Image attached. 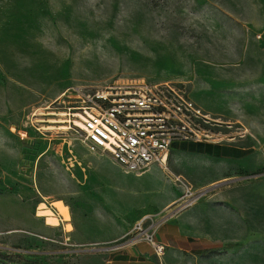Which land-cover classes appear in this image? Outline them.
Segmentation results:
<instances>
[{"label": "rangeland", "instance_id": "1", "mask_svg": "<svg viewBox=\"0 0 264 264\" xmlns=\"http://www.w3.org/2000/svg\"><path fill=\"white\" fill-rule=\"evenodd\" d=\"M263 50L264 0H0V264H71L73 222L85 235L84 225L119 218L88 191L104 183L95 158L111 155L91 150L77 128L42 127L64 117L54 113L64 110L56 102L64 90L175 82L209 116H194L206 136L175 139L174 151L239 142L250 133L239 111L260 86L250 68ZM170 157L161 168L175 182L182 175L199 189L193 180L217 178L202 197L234 190L240 217L227 226L240 238L203 240L177 261L167 259L169 244L154 254L168 264H205L216 253L264 264V165H233L221 177L218 162L199 158L202 171L192 173Z\"/></svg>", "mask_w": 264, "mask_h": 264}, {"label": "crops", "instance_id": "2", "mask_svg": "<svg viewBox=\"0 0 264 264\" xmlns=\"http://www.w3.org/2000/svg\"><path fill=\"white\" fill-rule=\"evenodd\" d=\"M259 54H255V64L250 68V73L255 78L254 83L260 86L253 89L254 93H250L249 98L243 100V110L239 111V118L250 129V133L242 141L234 143L194 141L189 148L174 151L171 147L170 158L173 162L185 159L189 162L192 173H196L202 171L197 159L207 158L208 161L218 162L223 166L220 170L221 177H224L223 171L233 165L243 170L264 165V81L261 80L264 75V50L259 51ZM258 117L260 124L256 126ZM88 156L89 160L94 159L91 153ZM95 160L97 163L95 161L94 164L100 167L99 175L104 183L99 187L90 184L88 191L92 199L100 197V208L110 210L119 218L100 221L95 226L93 223L84 225L83 228L87 231L85 235L77 232L73 222L72 236L78 247L74 249L76 254L71 264H168V260L165 263L164 260L161 261L144 242L130 243L116 250L109 247L145 215L165 217L159 235L171 247L167 259L174 261L184 251H196L203 240L240 238L227 226L228 220L240 217L234 211V207L241 204L234 190H222L201 197L189 207L171 213L170 205L178 202L183 186L167 175L159 164L151 163L142 171H127L111 158L108 160L96 157ZM216 179L212 177L200 183L193 181L202 189ZM247 207H251L250 202ZM71 222H66V226L63 224L62 228L66 232L72 229ZM66 232L64 237L69 238L65 236ZM65 242L69 243L67 240ZM226 256H234V253H227ZM232 262L226 261L224 255L218 253L203 260L205 264H234L235 260L232 259Z\"/></svg>", "mask_w": 264, "mask_h": 264}, {"label": "built area", "instance_id": "3", "mask_svg": "<svg viewBox=\"0 0 264 264\" xmlns=\"http://www.w3.org/2000/svg\"><path fill=\"white\" fill-rule=\"evenodd\" d=\"M59 102L63 103L66 125L84 133L91 150L103 149L127 171H142L151 163L166 166L175 139L201 140L206 134L194 116H203L182 85L175 82L135 81L111 84L104 88L83 90L69 88ZM76 119L82 122L77 125ZM176 181L183 190L171 213L192 205L204 195L184 177ZM165 217L145 215L111 249L130 243L146 242L162 257L168 247L160 235Z\"/></svg>", "mask_w": 264, "mask_h": 264}, {"label": "bare ground", "instance_id": "4", "mask_svg": "<svg viewBox=\"0 0 264 264\" xmlns=\"http://www.w3.org/2000/svg\"><path fill=\"white\" fill-rule=\"evenodd\" d=\"M68 89V88H67ZM66 89V90H67ZM66 90H64L58 97H57V99H56V102H59V99L63 96V95H65V92H66ZM51 106H49V107H47V108H50ZM62 111H60V113H56V112H54L55 114H60L61 116H64V117H61V118H57V119H50L49 121H52V122H57V124H49V125H43L42 127H45V128H52V129H62V130H68V129H73L74 127H69V125L67 126L65 123H66V113H65V111L63 110V109H61ZM200 113H201V115H203V116H209V114H204V112L202 111V109H200ZM65 122V123H64ZM76 122L78 123L77 125H82V122L81 121H79L78 119H76ZM77 129H79V130H77L78 132L79 131H82L81 130V128H80V126L79 127H77ZM64 132V131H63ZM87 144V143H86ZM102 151H104V152H107L106 150H103V149H101ZM109 155H110V153L109 152H107ZM170 153V152H169ZM169 153H168V156H169ZM168 156H167V159H168ZM113 159V158H112ZM183 177V176H182Z\"/></svg>", "mask_w": 264, "mask_h": 264}, {"label": "trees", "instance_id": "5", "mask_svg": "<svg viewBox=\"0 0 264 264\" xmlns=\"http://www.w3.org/2000/svg\"><path fill=\"white\" fill-rule=\"evenodd\" d=\"M162 227V226H161ZM161 227H160V230H161Z\"/></svg>", "mask_w": 264, "mask_h": 264}]
</instances>
